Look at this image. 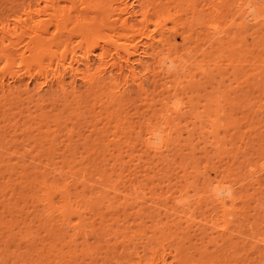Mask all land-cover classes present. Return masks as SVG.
Listing matches in <instances>:
<instances>
[{"label": "rangeland", "instance_id": "rangeland-1", "mask_svg": "<svg viewBox=\"0 0 264 264\" xmlns=\"http://www.w3.org/2000/svg\"><path fill=\"white\" fill-rule=\"evenodd\" d=\"M163 1L193 32L195 55L177 81L170 77L179 109L168 116L166 145L156 151L142 143L145 123L157 121L168 94L154 63L142 84L125 75L118 85L94 75L85 83L92 66L74 83L70 75L63 86L52 77L55 53L65 48L80 57L96 39L95 63L104 41H127L106 26L102 9L81 3L69 13L71 4L60 2L56 16L51 9L34 15L50 22L39 65L28 63L30 32H0V82L12 88H0V264H264L252 246L264 231V29L240 26L222 7L236 0ZM20 2L0 0V25L14 26ZM213 4L224 9L225 30L217 36L202 23ZM78 15L81 25H96L87 36L56 32L54 18L75 27ZM180 38L178 31L175 42ZM37 71L38 81L29 77ZM13 72L21 81L12 82ZM222 178L234 185L236 209L245 211L234 224L208 194ZM59 207H68L67 216Z\"/></svg>", "mask_w": 264, "mask_h": 264}, {"label": "bare ground", "instance_id": "bare-ground-1", "mask_svg": "<svg viewBox=\"0 0 264 264\" xmlns=\"http://www.w3.org/2000/svg\"><path fill=\"white\" fill-rule=\"evenodd\" d=\"M161 1L157 0L156 4L154 3L155 1H153L154 3L153 4L149 0H21V2L18 4L20 8L23 7L21 8V10L23 9V12L22 11L20 12L25 17L22 18L23 15H17V17L14 18L15 22L12 21V23L14 24V26L12 27H10V24H7L8 22L1 23L0 32L6 35L8 34L10 36L17 35L19 37L23 36V34H27L28 32H30V34L32 35L28 36V38H30L28 39L29 42L27 41L24 44V46L26 47L29 46L30 48H33V49L35 48V49L33 52H31L29 57H27L28 63L29 64L35 63L39 65V62H41L39 61L40 55L42 54L43 51L49 50V48H46L44 45L45 38H43V34L49 32L50 22L42 18H38L37 20H34L33 19L34 15H36L41 10L51 9L53 11V14H51V16H54V15L56 16V14H58L64 8V6H59L60 2H69L71 4L69 6V13L73 11L72 10L73 8L74 10L75 9L77 10L78 7L81 8L80 7L81 3L84 4L83 10L90 11L91 9L92 10L94 9L96 11V10L102 9V11H104L105 13L103 18L107 17V19L105 18L106 19L105 21L104 20L100 21L99 24L101 23V26H105L102 24V22L104 21L106 26H109V28H111L112 31L124 32L123 36H125L127 41L119 42L117 40H113L111 41V43L104 41L103 47L100 46L101 47L100 53L95 54L97 57L95 63L91 62L92 61L91 55L94 54L95 48L99 46L98 40L96 39L92 40L93 43H91L90 47H88L90 49L86 51L87 54L80 56V57H77L74 47H71V49L69 47L65 48L64 51H62V53L60 54L55 53L56 55L53 59H56L54 61L57 62V66L55 64L56 68L53 71L52 77L55 79V81L60 86H63L65 82V76L70 75L74 83V81H76L75 78L79 77L80 73H83V72L85 73L84 69H87L89 71L91 69L90 67L92 66L94 71L93 72L89 71L90 74H86L85 76H83V80L85 81V83H87V80L84 78H86L89 75H92L91 79L95 80L96 79L95 77H97L98 78L96 80L97 82L98 80L100 81L102 77L103 79L108 77L110 81H112L110 82L109 80H107L109 81V83H113V84L115 83L118 85L120 83V81L118 82V79L120 78L124 79V75H125L127 79L131 77L132 81H135L137 79V80H140L139 84H142L143 81L147 79L145 75L148 74V72L150 71L149 67L151 66V63H154L155 66L152 67L154 68L153 70L155 71L154 73L158 74L157 76H160V78L163 77V79L164 78L166 79V80H162V82L164 81L163 83L161 82L160 83L162 87L164 86L166 90L165 93L167 92L168 94L164 97V99H162L163 101L161 100L162 108H160L161 112H160V115L157 121L148 122L147 124L145 123V126H144L145 129L142 131L143 132L142 133L143 135L142 143L147 148L156 151V150L163 148V146L166 145L165 140H166V137L168 136V133L166 132L165 127L168 124L167 123L168 116L171 113L178 112V109H179V106L177 105L176 101L173 102L172 100L173 97H175L176 95L177 86L176 84L174 85L173 88L171 87L172 85L170 86V81H171L170 77L173 76L175 80L177 81L178 77L183 72L184 68L188 65V62L189 64H194L192 63L191 58L195 55L193 51V47L192 45H190V43H192L191 40L194 37L193 32H191L185 27L186 21H182L179 18L180 16L179 10L172 12V10L170 11L171 8H169V6H165V3H163L165 1H163L162 3ZM223 1L225 0H222L221 2ZM259 2L264 3V0H236V3L233 4L234 6L229 7V5L226 4L228 7L227 6H225L226 8L224 6L222 7L224 9L228 8L227 9L228 13L229 11H231L232 16L239 17L240 21L238 24L240 26H245L246 25L245 23H247V25L251 24V26L259 25L258 27L260 28L262 27L261 29H264V12L260 13L261 11L259 9L261 6L259 5H261V3ZM218 3H220V1ZM167 5H169V3H167ZM221 5L219 4H213L212 6L210 5L211 7L209 8V10L207 12L205 11V16L207 17L205 19L202 18V23L205 21L204 22L205 28L208 30V32L212 33L213 36L215 34H216L215 36L222 34L223 30H225L223 29L224 26L222 27L220 25V20H219V16L222 13L221 10L223 9ZM207 6H209V4H207ZM20 8L18 7L17 9H20ZM261 8H264V7H261ZM78 14L81 15V13H78ZM80 15H78L79 17H77V19L75 18L77 20L76 21L77 23L76 22L74 23L75 27L73 26L68 27L66 20H63L61 22L59 18H54L56 21L55 22L56 29H57L56 32L60 31V29L61 31L64 30L62 32V35L63 34L68 35V37L70 38L72 36L70 34L73 31H75L74 29L76 30L78 29L80 35L84 33V35L87 36V34L91 32L96 27V25L93 26V23L91 22L87 23L86 25L85 24L81 25V23H86V21L83 22L85 19L81 20ZM232 18L231 20L233 21ZM234 19H237V18L235 17ZM169 22L173 24L172 27L168 26ZM77 25H79V27H76ZM149 25H153V28L149 29ZM178 31L181 33V38H180V42L176 43L175 36ZM154 33H157L158 36L156 37ZM51 35L52 37L54 36V34H51ZM207 41H209V39ZM20 42L21 41H19L16 45L20 44ZM15 50L18 51V48H16ZM23 53L21 52L20 54L21 60L24 59ZM66 53H68L69 56H67L68 54ZM61 54L63 55L66 54V56L62 57ZM187 59L188 60L190 59V60L186 61ZM7 60H8V57H7ZM200 65H204V64L201 63ZM38 72L39 71H37L34 74H30L29 77L32 79H36V77L38 76L36 74ZM122 75L123 77H121ZM99 76L101 79L99 78ZM20 78L21 76L17 75V72L15 73L13 72L11 74V79L14 80L12 82H15V80H20ZM154 79H156V77ZM36 80L38 81V78ZM50 80L51 78L48 80L45 78V81L43 83L46 82V84L47 83L49 84ZM93 80H91V82ZM156 80H159V79H156ZM153 81L155 82V80ZM94 82L95 81H93V83ZM126 82L127 81L125 80V83ZM94 85L97 86L98 84L95 83ZM6 86H9V85L8 84L4 85L3 82H0V88H3L4 90H7V91L12 90L11 86H9L8 88ZM126 86H123L122 88L124 87L127 88ZM128 87H131V86L128 85ZM122 90H126V89H122ZM122 90L121 92H123ZM251 170H252L251 168L248 169V172H250V174L252 173ZM43 186H46L45 188L48 190L47 195L50 194L51 188L48 189V187L50 186L48 184L45 185L44 183H43ZM233 186L234 185L229 183L225 178H222V179L217 180L215 186H213L214 188L212 187L208 191V194L212 198V201L215 202L216 206H218L217 209L219 210L217 211L219 212L221 211L220 213H222L223 217H225L224 220H226L227 218L226 221H228L229 224L230 223L234 224L235 223L234 221L240 220L242 218V214H244L245 212V211L243 212L242 210L236 209L235 205H236L237 198L234 195L235 189L233 188ZM46 205L48 206L49 213L51 214V212L53 211V207L55 208V206L54 205L52 206L49 200L46 202ZM60 208L62 207H59L57 209L61 213V216H67L66 214L68 213L67 211L68 207H63L61 210ZM251 215L253 216L254 214H249V216ZM262 216H264V214H262ZM251 221L252 223L256 222L253 220ZM257 226H260V225H257ZM228 227L229 225L227 224L223 228H228ZM234 227L235 226H232L231 229H233ZM258 233L259 234L257 236L255 235V238H253L255 239L254 241L256 245L255 246L252 244L251 245L253 247H257L256 250L258 249L257 251H259V255H260L258 256L261 257V261H264V231L258 232ZM257 251L254 250V253ZM203 256L204 255H202V257ZM199 262L200 263L203 262L201 264H205L204 262L206 261L201 260ZM256 263L258 264V262Z\"/></svg>", "mask_w": 264, "mask_h": 264}]
</instances>
